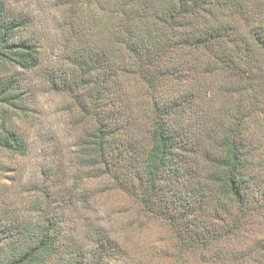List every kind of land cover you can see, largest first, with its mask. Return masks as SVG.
Here are the masks:
<instances>
[{
    "label": "trees",
    "instance_id": "1",
    "mask_svg": "<svg viewBox=\"0 0 264 264\" xmlns=\"http://www.w3.org/2000/svg\"><path fill=\"white\" fill-rule=\"evenodd\" d=\"M249 1L66 0L69 20L76 4L114 15L127 61L74 40L68 68L47 70L45 81L86 120V173L169 229L158 264H264V0ZM228 20L243 22L245 35ZM0 56L23 70L40 59L28 20L7 0ZM18 83L0 81V103L15 104ZM0 147L21 154L24 142L8 131ZM35 225L6 238L0 264H55L63 232L51 233L52 219ZM84 229L89 247L72 245L62 264H131L106 228Z\"/></svg>",
    "mask_w": 264,
    "mask_h": 264
},
{
    "label": "rangeland",
    "instance_id": "2",
    "mask_svg": "<svg viewBox=\"0 0 264 264\" xmlns=\"http://www.w3.org/2000/svg\"><path fill=\"white\" fill-rule=\"evenodd\" d=\"M249 2L251 5L254 0ZM7 3L28 20L29 35L40 59L36 68L23 70L0 56V81L12 78L19 82L14 87L15 104L0 103V135L11 131L24 142L21 154L0 147V260L10 246L8 236L16 242V235L24 226L33 228L52 219L55 230L51 233L62 231L65 244L54 259L55 264H62L74 244L86 251L91 240L84 228L99 226L117 239L129 263L137 264L139 259L144 264L161 263L158 252L169 249L172 243L169 229L143 214L127 196L108 190L102 179L86 173L79 156L83 151L81 134L87 127L86 120L78 114L68 95L51 89L45 81L47 70L68 68L64 57L73 49L70 41L74 40L109 51L117 64L126 62L116 38L115 16L99 10L89 13L76 4L69 20L70 5L66 0H7ZM206 20L216 21L211 17ZM228 22L236 23L239 32L245 35L243 22ZM76 29L80 35L72 37ZM208 103L218 105L215 100ZM259 126L256 141L260 150H264V121ZM149 258L151 261L147 262Z\"/></svg>",
    "mask_w": 264,
    "mask_h": 264
}]
</instances>
